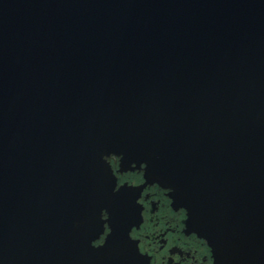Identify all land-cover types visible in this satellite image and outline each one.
Wrapping results in <instances>:
<instances>
[{
	"label": "water",
	"instance_id": "1",
	"mask_svg": "<svg viewBox=\"0 0 264 264\" xmlns=\"http://www.w3.org/2000/svg\"><path fill=\"white\" fill-rule=\"evenodd\" d=\"M154 184L264 264V0H0V264H151Z\"/></svg>",
	"mask_w": 264,
	"mask_h": 264
},
{
	"label": "flooded vegetation",
	"instance_id": "2",
	"mask_svg": "<svg viewBox=\"0 0 264 264\" xmlns=\"http://www.w3.org/2000/svg\"><path fill=\"white\" fill-rule=\"evenodd\" d=\"M115 170L117 163L113 162ZM119 185L139 186L144 183L139 171L117 173ZM142 221L131 230V237L151 264H214L211 249L204 239L186 227V211L176 209L168 191L148 185L141 193Z\"/></svg>",
	"mask_w": 264,
	"mask_h": 264
}]
</instances>
